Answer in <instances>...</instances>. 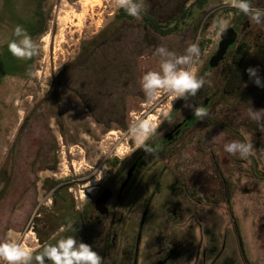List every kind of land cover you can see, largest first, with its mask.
<instances>
[{
  "label": "rangeland",
  "instance_id": "1",
  "mask_svg": "<svg viewBox=\"0 0 264 264\" xmlns=\"http://www.w3.org/2000/svg\"><path fill=\"white\" fill-rule=\"evenodd\" d=\"M195 1L183 18L147 1L161 22L171 21L161 29L169 34L160 36L141 18L116 23L120 0H0V241L18 237L35 250L65 231L75 208L139 149L131 125L146 120L159 127L184 103L165 92L145 98L140 77L159 68L152 51L163 45L181 54L196 43L197 73L216 49L218 25L240 24L242 14L229 0ZM252 4L264 9V0ZM249 20L238 32L261 84L247 81L252 88L240 106L239 137H220L218 197L190 203L186 217L164 204L149 209L138 261L129 256L134 264H264V120L250 119L248 111L264 109V49L258 50L264 21ZM17 24L39 43L37 55L21 59L7 50ZM232 140H250L252 155L241 160L225 152Z\"/></svg>",
  "mask_w": 264,
  "mask_h": 264
},
{
  "label": "flooded vegetation",
  "instance_id": "2",
  "mask_svg": "<svg viewBox=\"0 0 264 264\" xmlns=\"http://www.w3.org/2000/svg\"><path fill=\"white\" fill-rule=\"evenodd\" d=\"M243 26L236 24L229 27L235 31L236 40L228 47L218 66L211 68L208 62L218 49L223 30L219 33L216 49L196 73L204 76L206 83L196 96L176 104L146 142L155 146L157 151L149 154L138 149L80 209L75 208L70 224L73 232L68 226L51 241L42 242L34 251L73 234L79 241L91 245L103 259V264H134L129 256L136 255L138 261L143 234L140 223L149 209L164 204L170 211L178 208L181 211L179 214L186 217L190 203L202 206L209 199L218 197L223 186L217 174L222 162L218 157L219 148L223 146L220 137L224 133L229 137H239L236 132L241 125L240 106L245 101V91H249V96L252 88L250 82L241 88V75L230 72L239 43H246L241 31L238 32ZM244 31L243 35L248 30ZM252 60L249 54L247 69L255 68ZM215 71L217 79L211 83L209 79ZM251 79L247 75V81ZM187 104L206 106L208 116L197 120ZM194 164L200 167L192 169ZM103 200V206H98Z\"/></svg>",
  "mask_w": 264,
  "mask_h": 264
},
{
  "label": "clouds",
  "instance_id": "3",
  "mask_svg": "<svg viewBox=\"0 0 264 264\" xmlns=\"http://www.w3.org/2000/svg\"><path fill=\"white\" fill-rule=\"evenodd\" d=\"M230 6L239 13L249 17L255 23L264 21V9L253 6L252 0H229ZM120 7L133 18H141L146 10L147 0H120ZM219 28L223 30L224 22ZM7 50L12 56L21 59L31 58L38 54L39 43L27 30L17 24L12 29L11 38L7 40ZM151 55L158 58V70L146 71L140 77V87L146 99L151 100L161 92L169 94L173 100L180 98L188 100L194 97L197 91L206 83L204 76H198L191 68L195 58L200 55V49L196 43H190L181 54L160 45L155 47ZM253 83L258 87L261 84L255 68L245 70ZM192 108L194 118L205 119L208 116L206 106L186 105ZM170 108L171 105H169ZM249 117L261 122L264 120V109L253 111L248 108ZM261 126V125H260ZM158 125L146 120L134 122L130 132L136 148L152 154L157 151L152 144L146 143L156 132ZM134 151V150H133ZM224 151L237 155L241 160H247L253 153V145L250 140H232L224 145ZM70 231H74L69 225ZM103 264V259L91 245L79 241L73 234L66 235L56 240L55 243L44 245L37 251L22 246L18 237H10L0 241V264Z\"/></svg>",
  "mask_w": 264,
  "mask_h": 264
},
{
  "label": "trees",
  "instance_id": "4",
  "mask_svg": "<svg viewBox=\"0 0 264 264\" xmlns=\"http://www.w3.org/2000/svg\"><path fill=\"white\" fill-rule=\"evenodd\" d=\"M147 1H153L155 4H159L160 8H168L169 11H174L173 17L174 18H180L184 17L185 13L187 11L186 5L190 0H147ZM195 4L200 5L201 0H196ZM147 8V7H146ZM156 12H150L147 9L143 12L141 15V22L146 25L147 30L150 31L153 34H159L160 36H166L169 34L170 31H163L161 30L164 27H167L170 24V20H166L165 22H161ZM133 17L129 16L126 11L121 8L120 14L116 17V23H119L121 26L125 25L127 22L131 21ZM239 23L243 25L250 24L249 17L245 16L244 14H241L239 17ZM264 49L263 46H259V51ZM237 53L235 54L233 61H231L230 65V72L231 73H239L240 76V83L239 86L241 88H244L245 84L247 83V73H246V62L249 57V46L246 43L240 42L237 47ZM75 65L80 64L79 61H76L74 63ZM246 73V75H244ZM229 81H232V77L229 79ZM233 89V86L230 87Z\"/></svg>",
  "mask_w": 264,
  "mask_h": 264
},
{
  "label": "water",
  "instance_id": "5",
  "mask_svg": "<svg viewBox=\"0 0 264 264\" xmlns=\"http://www.w3.org/2000/svg\"><path fill=\"white\" fill-rule=\"evenodd\" d=\"M236 33L232 28H228L223 30L220 33V42L218 44V49L217 51L213 54V56L209 59V66L211 68H215L218 66L219 62L222 60L226 50L230 45H232L235 40H236ZM98 204V202H96ZM105 203V200L100 202V205L98 206H103Z\"/></svg>",
  "mask_w": 264,
  "mask_h": 264
}]
</instances>
